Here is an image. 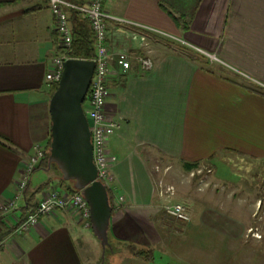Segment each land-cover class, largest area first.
Listing matches in <instances>:
<instances>
[{
    "label": "crops",
    "instance_id": "crops-1",
    "mask_svg": "<svg viewBox=\"0 0 264 264\" xmlns=\"http://www.w3.org/2000/svg\"><path fill=\"white\" fill-rule=\"evenodd\" d=\"M106 8L123 19L108 23L110 51H141L131 38L138 32L147 37L154 61L150 71L135 64L109 83L107 111L123 122L110 140L111 172L125 201L114 198L109 235L122 249L111 252L107 262L201 264L204 243L195 233L197 222L207 240L243 238V229L238 222L220 227L222 214L198 209L188 193L195 186L217 187L218 168L210 157L219 151L264 157V92L244 79L264 83V0H107ZM71 22L82 36L88 27L83 16ZM58 40L48 0H0V206L15 196L33 145L49 140L52 89L45 76ZM193 163L198 166L189 169ZM49 171L37 168L30 185L59 178L56 170L48 177ZM160 183L175 187L172 200L188 207L191 221L164 213ZM25 202L19 200L13 213L0 211L10 229L0 246V264H94L101 258L102 245L91 227L69 211L43 216L28 232L14 234L18 219L32 209L31 204L23 213ZM194 234L200 236L193 239ZM129 245L152 249L153 258L132 255Z\"/></svg>",
    "mask_w": 264,
    "mask_h": 264
},
{
    "label": "built area",
    "instance_id": "built-area-1",
    "mask_svg": "<svg viewBox=\"0 0 264 264\" xmlns=\"http://www.w3.org/2000/svg\"><path fill=\"white\" fill-rule=\"evenodd\" d=\"M106 1L88 0L86 4H81L72 0H48L55 16L59 49L58 53L50 59L45 79L46 84L51 88L58 85L61 80L64 62L73 57L71 51L74 44V32L71 16L74 13L81 14L91 25L96 51L95 57L92 58L96 63V68L87 96L86 113L92 132L93 156L98 169L97 179L106 184L116 202L122 204L125 197L118 194L113 185L115 178L111 170L115 157L110 151V140L112 135L122 128L123 122L107 111L109 83L113 77H118L121 71H127L135 64L142 71H150L154 67V61L150 56L151 50L147 37L138 32H132L131 38L139 42L141 51H120L118 53L110 51L107 44L108 23L110 20L123 21V19L106 8ZM47 152L49 153V149L46 146L39 143L33 145L32 152L17 182L15 196L0 206L1 214L13 213L20 208L19 200L24 197L30 177L46 157ZM204 181L205 179L201 182ZM159 189V195L163 199L161 209L164 213L175 221H191L192 215L188 207L184 203L172 200L175 196V187L160 183ZM59 210L72 212L85 227H91L90 207L82 193L79 190L69 192L51 186L44 189L36 207L31 209L27 217L18 219L13 233L24 234L37 224L41 217L52 215ZM2 243L3 241H0V246Z\"/></svg>",
    "mask_w": 264,
    "mask_h": 264
},
{
    "label": "rangeland",
    "instance_id": "rangeland-1",
    "mask_svg": "<svg viewBox=\"0 0 264 264\" xmlns=\"http://www.w3.org/2000/svg\"><path fill=\"white\" fill-rule=\"evenodd\" d=\"M247 76L244 79L251 88L254 89L255 85L256 90L263 89L264 92V83ZM210 158L213 166L218 168L216 178L220 181L214 182L218 184L217 187L213 185V187H209V190L199 191L195 186L188 193L189 199L187 200L193 204L199 202L198 209L214 208L221 213L222 216L218 218V222L222 228L238 222L239 230L243 229L240 232L243 238L204 239L206 235L204 234L203 237L199 222H197L195 233L198 232L202 236L195 234L191 236H194L193 239L196 236L203 239L204 245L202 244L199 251V261L201 264H214L213 256H215L220 264H264V157L255 158L240 150L227 148L222 152L215 153ZM54 170L47 173L48 177L54 174ZM205 176L204 179L207 180L208 174ZM249 224L252 227H248ZM89 231L94 235L92 228ZM205 231L211 236L219 237L218 234L211 233L210 230L205 229ZM113 246L115 249L109 247L111 251H107L106 248L105 257L101 256L94 264H111L107 262L111 258L110 253L122 249L117 245L113 244ZM124 249L126 248L124 247ZM185 264L191 263L185 262Z\"/></svg>",
    "mask_w": 264,
    "mask_h": 264
},
{
    "label": "water",
    "instance_id": "water-1",
    "mask_svg": "<svg viewBox=\"0 0 264 264\" xmlns=\"http://www.w3.org/2000/svg\"><path fill=\"white\" fill-rule=\"evenodd\" d=\"M95 68V61L87 58L72 57L64 62L62 78L50 99L51 143L45 169L56 164L63 179L73 181L87 200L91 228L102 245L104 258L106 248L111 247L113 205L106 184L97 179L92 132L84 107Z\"/></svg>",
    "mask_w": 264,
    "mask_h": 264
},
{
    "label": "trees",
    "instance_id": "trees-1",
    "mask_svg": "<svg viewBox=\"0 0 264 264\" xmlns=\"http://www.w3.org/2000/svg\"><path fill=\"white\" fill-rule=\"evenodd\" d=\"M80 14L78 13H74L71 16V20H73V18H78ZM84 18V17H83ZM84 20H86V22L88 23V27L85 31V33L82 34V36H77L76 35V29L74 28L73 25V32H74V44H73V48L71 51V55L73 57H77V58H87V59H92L95 57L96 51H95V45H94V37H93V32L91 29V25L89 23V21L84 18ZM57 88V85H54L51 89V93L53 94V92L55 91V89ZM86 101L84 102V107L86 110ZM50 143H51V136L49 137L48 142L46 143V147L49 149L50 147ZM48 155L49 153L47 152L46 157L41 161L40 165L38 166V168L40 169H44L47 167L48 165ZM198 166L197 163H193L192 165L189 166V169H193L196 168ZM55 169L58 172L59 178L58 179H53L52 177L49 178L48 180H46L45 182H43L42 184L32 187L30 185V183L28 182V185L25 189V194H24V198L26 200L25 204L21 207V210H23V213L26 212V209L29 205L36 207L39 199V194H41L44 189L48 188L51 186V184L53 182H57V188L63 189L65 191H69V192H75L77 191V189L74 186V182L73 181H67L65 179H63L62 173L61 171L58 169L56 164H52V167L50 170ZM29 191V192H28ZM109 195H110V199H111V204L114 207V195L111 193V191H109ZM31 201H34V203H31ZM27 215L21 216L22 219H24ZM13 229V228H12ZM15 229V228H14ZM10 229H7L6 223L5 221H3V219L0 220V241H3V239H5V237L7 236V234L9 233ZM109 240L111 243V248L114 247L109 235ZM115 249V247H114ZM132 255L143 258L145 260H150L153 258V250L152 249H137L134 245H129L128 249H127ZM107 251H111V249L109 247H107Z\"/></svg>",
    "mask_w": 264,
    "mask_h": 264
}]
</instances>
